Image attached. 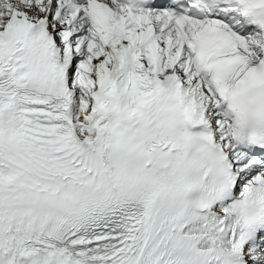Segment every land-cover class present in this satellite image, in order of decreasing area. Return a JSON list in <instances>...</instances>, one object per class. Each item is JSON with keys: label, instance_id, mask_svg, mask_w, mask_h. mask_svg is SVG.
<instances>
[{"label": "snow or ice", "instance_id": "snow-or-ice-1", "mask_svg": "<svg viewBox=\"0 0 264 264\" xmlns=\"http://www.w3.org/2000/svg\"><path fill=\"white\" fill-rule=\"evenodd\" d=\"M0 264H264V0H0Z\"/></svg>", "mask_w": 264, "mask_h": 264}]
</instances>
